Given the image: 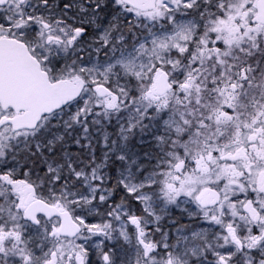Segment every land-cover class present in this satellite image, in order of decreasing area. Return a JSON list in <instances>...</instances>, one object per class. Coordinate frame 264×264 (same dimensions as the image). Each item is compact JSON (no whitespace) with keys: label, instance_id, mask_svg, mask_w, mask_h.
<instances>
[{"label":"snow or ice","instance_id":"snow-or-ice-1","mask_svg":"<svg viewBox=\"0 0 264 264\" xmlns=\"http://www.w3.org/2000/svg\"><path fill=\"white\" fill-rule=\"evenodd\" d=\"M0 264H264V0H0Z\"/></svg>","mask_w":264,"mask_h":264}]
</instances>
